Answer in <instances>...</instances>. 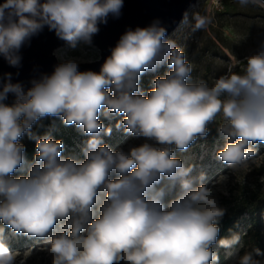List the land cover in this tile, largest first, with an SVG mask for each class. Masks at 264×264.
<instances>
[{"label": "clouds", "instance_id": "clouds-1", "mask_svg": "<svg viewBox=\"0 0 264 264\" xmlns=\"http://www.w3.org/2000/svg\"><path fill=\"white\" fill-rule=\"evenodd\" d=\"M256 0H239L241 6ZM123 0H4L0 4V55L20 65L21 47L45 26L72 49L90 44L111 14L120 15ZM195 29L207 20L196 14ZM167 29L154 21L128 29L111 49L99 72L80 71L75 59L31 81L25 90L11 74L0 86V222L16 234L48 237L52 264H214L212 246L230 247L239 237L218 241L224 210L213 189L190 178L175 150H186L207 125L222 118L225 138L218 158L232 167L255 154L264 143V41L245 57L242 73L225 74L210 86L193 80L192 66ZM167 64L145 95L140 77ZM15 96L6 104L9 94ZM120 115L115 127L145 142L127 152L103 142L112 134L101 110ZM59 117L89 139L83 160L64 157V143L37 136L32 127ZM25 135L36 141L34 161L24 170ZM174 146V149H173ZM203 173L199 177L202 180ZM180 192L164 203L163 181ZM256 255H264L259 249ZM15 256L0 228V264ZM239 264H264L251 253Z\"/></svg>", "mask_w": 264, "mask_h": 264}, {"label": "rangeland", "instance_id": "rangeland-1", "mask_svg": "<svg viewBox=\"0 0 264 264\" xmlns=\"http://www.w3.org/2000/svg\"><path fill=\"white\" fill-rule=\"evenodd\" d=\"M196 14L207 20L206 26L202 29L194 28ZM262 37H264V8L256 3L241 6L239 0H201L189 11L181 29L173 32L166 40L174 42L183 50L185 60L192 66L193 80H204L211 86L214 80L224 73L227 55H233L236 58L249 56L251 51L259 45ZM91 45V43H81L75 49L69 47L65 58L71 57L78 63L83 59L89 60L91 51L97 55L96 51L91 49ZM167 71L169 69L165 63L155 71H147L140 77V88L145 95L154 87L153 79L156 76H163ZM53 118H55V126L51 124L48 130L50 134L56 135V140L63 141L62 156L83 160L82 148L89 137L75 125L68 126L61 118ZM99 118L105 127L112 128L110 136H104L103 133L101 135L103 142L113 150L127 152L131 147L145 142L142 137L137 138L126 134L123 127L119 130L115 127L116 123L123 118L122 116H106L102 109ZM42 122L43 119L33 127ZM221 122L222 118L218 116L216 121L209 123L208 134L198 137L186 150H183V159L189 157L199 159L203 155L212 154L217 156L218 151L225 145V138L217 131L218 124ZM24 140L25 136L21 138L20 143ZM251 147L255 150L253 156L235 167L226 163L225 169L220 171L221 180L209 182L206 185L213 189L221 209H225L223 201L230 202L232 206L234 204L235 229L229 235L218 236V241L231 240L234 236L239 237L238 243L230 247L220 243L212 246L218 257L214 264H239V258L250 253V245L246 239L249 236L248 228L257 218L264 222V143L258 142ZM174 152L180 151L174 149ZM27 166L25 165L22 170V175L27 174ZM0 228L4 230V233L8 231V227L2 222H0ZM10 251L15 256L18 250L12 247ZM52 258L51 253H40L39 247L35 250L28 248L23 251L22 258L15 260L14 264H52Z\"/></svg>", "mask_w": 264, "mask_h": 264}, {"label": "water", "instance_id": "water-1", "mask_svg": "<svg viewBox=\"0 0 264 264\" xmlns=\"http://www.w3.org/2000/svg\"><path fill=\"white\" fill-rule=\"evenodd\" d=\"M264 3V0H260ZM4 0H0L2 4ZM198 0H123V7L118 17L111 14L107 23L99 24V32L92 38L91 44L98 49L99 59L92 62L78 63L80 71L99 72L105 59L110 56L122 34L128 29L135 30L137 27L145 28L154 21L167 29L165 39L178 30L182 21L187 18L192 5ZM182 26H180L181 29ZM253 49L250 55L256 54L261 49V42ZM66 45V42L59 39L54 31L47 26L38 34L31 37L20 49L21 57L18 67L11 66L8 61L0 55V86L6 79V74H11L12 83H20L25 90L32 87L31 81L40 79L42 75H50L55 66L62 62L55 55L54 50L58 46ZM15 96L9 94L6 104L11 105Z\"/></svg>", "mask_w": 264, "mask_h": 264}, {"label": "bare ground", "instance_id": "bare-ground-1", "mask_svg": "<svg viewBox=\"0 0 264 264\" xmlns=\"http://www.w3.org/2000/svg\"><path fill=\"white\" fill-rule=\"evenodd\" d=\"M200 1L201 0H198V2ZM198 2L193 4L192 8L196 7ZM255 3L259 5L260 7L264 8V3H262L260 0H256ZM183 23L184 21H182L180 26H182ZM180 26L178 30L180 29ZM91 49L96 51L97 55H94L93 54L94 52L91 51V54L88 56L89 60L83 59L82 61H80V63L92 62V61H96L97 59H99L98 49L95 48L93 45H91ZM67 51H69V46L66 43V45H61L55 48L53 53L59 61H63V60L71 58V57L65 58V56L68 55ZM182 154H184L183 151L182 152L180 151V152L175 153V156L176 158L180 159L183 162L185 167L192 166L190 178L194 180L195 184L198 185L199 183H203L204 185H207V183L209 184V182H216V181L221 180L220 178L222 177V175H220L221 174L220 171L225 169L226 163L221 161L218 158V156H216V154H212L210 156L203 155L199 159H194L193 157H189L188 159H183ZM202 173H203L204 178L200 180L199 177L201 176ZM157 187L165 188V191H166V195L164 196L165 205H167L168 201L175 198L180 192L178 183L173 186V185H170L169 182L166 180L163 181L162 184L158 185ZM48 240H49L48 237L40 238V237H35V236H28L23 233L16 234L10 228H8V231L4 233V242L8 245L9 249L12 247H16L18 250L15 254V260H19L20 258H22L23 251L27 250L28 248L30 250H33V249L35 250L37 247H39L40 253H50L46 247L47 244L49 243ZM217 263H220V262H217Z\"/></svg>", "mask_w": 264, "mask_h": 264}, {"label": "trees", "instance_id": "trees-1", "mask_svg": "<svg viewBox=\"0 0 264 264\" xmlns=\"http://www.w3.org/2000/svg\"><path fill=\"white\" fill-rule=\"evenodd\" d=\"M51 124L55 126V118L53 117L43 118V122L40 125L32 127V132L37 136H43L48 134L55 139L56 135L50 134L48 130V126H50ZM22 144L25 146V153H24L26 160L25 165H30L34 161V157L37 154L35 147L36 141L34 139H30L28 135H25V140L22 142ZM27 162H31V163L28 164ZM16 175H22V171L17 172ZM223 204L225 209H224V215L220 217L218 220V227L220 229L218 236L229 235L235 229V223H233L234 215H235V212H233L234 204L232 206L231 203L227 201H223ZM247 233L249 234V236L246 237V239L248 244L250 245V253L256 259L264 262V255L261 256L256 255L257 249H259L262 253H264V222H262L260 218L255 219L248 228Z\"/></svg>", "mask_w": 264, "mask_h": 264}, {"label": "built area", "instance_id": "built-area-1", "mask_svg": "<svg viewBox=\"0 0 264 264\" xmlns=\"http://www.w3.org/2000/svg\"><path fill=\"white\" fill-rule=\"evenodd\" d=\"M245 57L247 56L236 58L233 55H227V58L225 59V71L222 75L231 74V73H242V68L246 64V61L244 59Z\"/></svg>", "mask_w": 264, "mask_h": 264}]
</instances>
